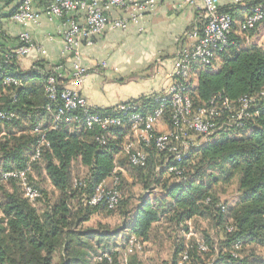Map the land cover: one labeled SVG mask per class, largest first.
<instances>
[{"label": "trees", "instance_id": "trees-1", "mask_svg": "<svg viewBox=\"0 0 264 264\" xmlns=\"http://www.w3.org/2000/svg\"><path fill=\"white\" fill-rule=\"evenodd\" d=\"M21 1L0 0V9L16 8ZM44 1L47 4L50 0ZM251 6L249 2L248 12ZM220 10L235 21L231 10ZM256 28L245 34L235 22L228 47L218 55L220 66L194 70L197 83L192 82L189 90L194 107L219 96L235 102L244 96L254 97V102L252 118L244 125H224L207 143L191 147L183 164L186 178L181 182H175L165 168L157 171L164 154L153 145L146 149L145 166L132 165L127 154L118 163L127 136L123 128L114 129L108 143L102 146L96 140L99 129L77 130L75 124L53 123V110L60 101L50 99L46 86L50 75H59L38 63L22 71L12 50L5 58L0 47L2 78L10 75L21 82L19 86H4L0 78V88L8 89L1 97L0 111L15 114L10 121L0 118V264H144L137 256L138 250L126 254L131 236L143 245L151 240L156 225L166 222L189 232L196 218L212 221L218 239L206 233L202 242L195 238L181 242L172 263L165 264H178L185 249L189 264H264V48L243 45L245 36L251 37ZM60 81L64 85L62 78ZM134 102L143 111L158 106L154 96ZM229 118L225 113L217 122L223 124ZM40 124L49 145L42 146L40 158L32 161L41 139V134L35 132ZM196 138L199 140V136ZM76 162L87 168L86 177L73 176ZM118 164L128 166L146 190L161 187L164 196L143 198L135 207L131 205L132 196L123 190ZM28 165L27 179L40 192L36 203L25 196L20 178L5 176L24 171ZM34 171L46 174L56 193L54 198L32 182ZM75 178L82 179L85 186L74 187ZM110 178L118 179L116 187L121 192L114 208L84 202ZM235 178L238 200L227 206L214 187L230 184ZM41 200L43 209L37 206ZM222 202L226 205L224 211ZM99 215L117 216L121 223L116 229L98 221L99 228L85 226ZM123 232L124 245L120 249L116 239ZM93 240L99 249L91 258L88 250Z\"/></svg>", "mask_w": 264, "mask_h": 264}, {"label": "built area", "instance_id": "built-area-1", "mask_svg": "<svg viewBox=\"0 0 264 264\" xmlns=\"http://www.w3.org/2000/svg\"><path fill=\"white\" fill-rule=\"evenodd\" d=\"M36 1L22 0L16 8L8 6L5 13H0V45L4 38V15L24 29L38 21L42 15L64 20L65 27L61 29V35L65 51L73 56L72 85L61 83L60 72L54 71L59 76H49L46 91L52 101H60L53 110V123L75 124L80 129H99L100 134L96 140L102 146L108 143L114 129L123 128L127 130L124 149L132 165L145 166L148 161L146 149L153 145L164 154L163 164L157 167V171L165 168L168 174L173 175L175 182H181L186 178L183 164L191 147L207 143L224 125L241 127L252 118L250 109L254 97L244 96L235 102L219 96L196 108L190 95L195 68L213 67L219 53L230 43L235 21L229 13L220 10L219 0H185L186 3L199 5L200 24L188 33L192 44L181 47L176 56L168 91L155 94L158 106L148 111H143L142 106L134 101L120 103L109 111L90 106L79 91L88 72L82 62L81 46L92 37L102 34L110 24L115 28L127 27L128 18L112 19V12H126L132 8L142 11L155 5L156 0H50L41 11L34 9ZM249 2L252 3L251 9L240 24V31L245 34L264 24V0ZM131 17L134 18L133 15ZM245 40L249 42L250 36L246 35ZM33 47L31 34L24 30L19 34V45L12 52L19 59L28 55ZM4 52V57L9 58L10 53ZM1 67L0 62V78ZM2 82L4 86L21 84L20 80L10 75L4 76ZM261 95L264 97V91ZM48 110L52 111L51 105ZM225 113L230 118L219 124L217 119ZM14 117L13 112L0 111L1 119L10 121ZM41 127L42 124L35 128V132L41 134V139L32 161L40 158L42 146L49 145ZM198 136L199 140H196ZM29 170L30 165L24 171L10 172L5 176L20 178L25 196L36 203L40 192L29 183L26 176ZM117 183V178H113L111 184L107 181L100 183L95 193L91 197H85L84 202L114 208L121 197ZM77 186H85L84 181L75 178L74 187ZM220 206L223 211L226 210L223 202ZM232 229L233 227L229 228L230 231ZM142 248V243L131 236L126 254ZM201 248L207 249L204 244ZM178 264H189L187 249L181 253Z\"/></svg>", "mask_w": 264, "mask_h": 264}, {"label": "crops", "instance_id": "crops-1", "mask_svg": "<svg viewBox=\"0 0 264 264\" xmlns=\"http://www.w3.org/2000/svg\"><path fill=\"white\" fill-rule=\"evenodd\" d=\"M248 4L249 0H219L220 8L233 12L238 26L248 14ZM45 5L44 0H37L34 9L41 11ZM6 10L7 7H3L0 13ZM110 16L128 18L127 27L115 28L110 24L102 34L82 44V62L88 72L80 93L90 106L102 109L166 93L172 83L176 56L181 47L192 44L188 33L200 24L199 5L185 0H156L148 9L114 11ZM63 27V19L42 15L24 29L4 15L1 51L14 50L19 45V34L26 30L31 34L34 47L28 55L18 59L19 68L27 71L38 63L44 70L60 72L64 84L72 85L73 56L64 49ZM237 34L241 35L238 29ZM251 44L264 48V24L258 25L250 41L243 45ZM218 61L221 63L220 58L216 63ZM196 83L194 73L193 84Z\"/></svg>", "mask_w": 264, "mask_h": 264}, {"label": "rangeland", "instance_id": "rangeland-1", "mask_svg": "<svg viewBox=\"0 0 264 264\" xmlns=\"http://www.w3.org/2000/svg\"><path fill=\"white\" fill-rule=\"evenodd\" d=\"M220 66V61L214 63L213 68L216 69ZM8 93L7 88H0V103L1 97ZM80 128H77L79 130ZM161 129V128H159ZM122 153L119 155L118 163L121 159L124 161L126 157V151L124 149V143L122 145ZM117 172L120 173L121 178H123V190L128 191V194L132 196V204L134 207L140 203L143 198H150L151 200L155 198H161L164 196V190L161 187L156 189L146 190L142 183L133 175L129 167L121 166L118 164ZM87 175V168L82 166L80 163L76 162L73 168V176L84 178ZM33 183L40 185L41 189H44L51 198L56 196L53 187L51 186L45 173L33 172ZM108 184H111L112 178L107 180ZM216 195L225 203L227 206H231L236 203L239 192H238V179L235 178L230 184H219L214 187ZM44 201L41 200L37 203L39 209L44 208ZM109 225L112 229H116L120 225L121 220L115 217H105L104 215H99L94 218L91 222L87 223L85 226H92L99 228L98 222ZM208 233L216 240L218 239V234L212 223V221L196 218L190 223L189 232L185 231L182 227L175 226L170 223H162L161 225H156L153 230L151 240L143 244V248L138 250L137 256L144 264H165L172 263L174 260V255L177 247L181 242H189L190 239L195 238L199 241H203L204 235ZM124 232L116 239V243L122 249L124 245V240L122 238ZM112 243V242H111ZM114 243V242H113ZM92 248L88 250L91 258L95 255L97 247V242L92 241ZM114 245V244H112ZM122 247V248H121Z\"/></svg>", "mask_w": 264, "mask_h": 264}]
</instances>
